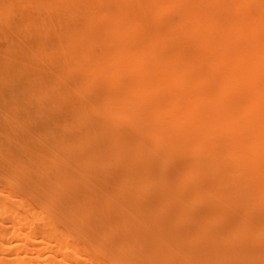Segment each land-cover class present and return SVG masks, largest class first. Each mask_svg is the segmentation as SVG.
<instances>
[{
	"label": "bare ground",
	"instance_id": "bare-ground-1",
	"mask_svg": "<svg viewBox=\"0 0 264 264\" xmlns=\"http://www.w3.org/2000/svg\"><path fill=\"white\" fill-rule=\"evenodd\" d=\"M0 264H264V0H0Z\"/></svg>",
	"mask_w": 264,
	"mask_h": 264
},
{
	"label": "rangeland",
	"instance_id": "rangeland-1",
	"mask_svg": "<svg viewBox=\"0 0 264 264\" xmlns=\"http://www.w3.org/2000/svg\"><path fill=\"white\" fill-rule=\"evenodd\" d=\"M126 80V79H125Z\"/></svg>",
	"mask_w": 264,
	"mask_h": 264
}]
</instances>
